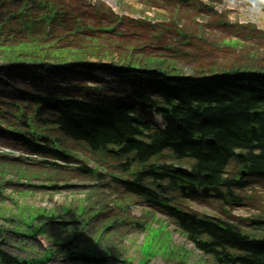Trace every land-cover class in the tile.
I'll return each instance as SVG.
<instances>
[{
  "label": "trees",
  "instance_id": "1",
  "mask_svg": "<svg viewBox=\"0 0 264 264\" xmlns=\"http://www.w3.org/2000/svg\"><path fill=\"white\" fill-rule=\"evenodd\" d=\"M159 1L188 6L199 0ZM242 1L264 9V0ZM120 25L143 28L150 41L156 34L162 39L161 31L150 33L145 24L117 17L104 6L91 7L88 0H0V144L20 150L29 157L25 159L54 175L58 174L56 165L40 159L70 163L84 153L96 159L94 169L83 165L75 171L92 181L110 176V185L121 196L116 200L121 216L114 212L113 228L120 224L143 233L144 220L133 219L128 212L130 203H138L149 209L146 215L153 212L166 217L215 264H264V225H248L253 230L244 232L229 221L189 212L178 191L181 178L171 174V164L177 162L187 163L200 178L208 174L210 183L226 195L222 207L239 203L237 191L246 188V181L264 187V66L242 76L198 77L170 76L131 63H90L91 57L98 61L107 57L104 54L120 58L122 51H131L133 46L150 45L135 43L125 49L112 41L111 36L124 37L118 35ZM187 57L175 59L180 63ZM74 75L78 92L77 85L64 84ZM160 105L169 108L162 115V129L146 116L152 111L159 114ZM206 139L213 144L207 145ZM237 154L245 159L241 161ZM88 158L82 160L87 163ZM240 168L245 171L243 179ZM188 196L196 199V193ZM207 198V193L202 194L200 201ZM29 209L26 213L21 209L22 225L12 232L30 240L52 232V245L40 256L25 259L0 249V264H50L54 260L129 264L101 247L107 229L96 219L105 212L103 207L63 209L69 218L61 223L56 219L62 215ZM260 216L264 219V211ZM92 220L100 222L103 230L96 231L99 235L88 247L82 237Z\"/></svg>",
  "mask_w": 264,
  "mask_h": 264
},
{
  "label": "rangeland",
  "instance_id": "2",
  "mask_svg": "<svg viewBox=\"0 0 264 264\" xmlns=\"http://www.w3.org/2000/svg\"><path fill=\"white\" fill-rule=\"evenodd\" d=\"M106 1L109 4L104 0H88V3L91 7L104 6L117 17L152 25L153 30L146 29L153 34L157 31L164 34L162 39L156 34L150 41L144 35L148 32L143 28L125 29L120 25L118 35L124 37L111 36L112 41H118L125 49H130L135 43L150 44L131 47L135 56L134 67L149 70L157 68L161 72H168L170 76L202 77L257 73L261 68L258 66H264V9H257L242 0H199L188 6L167 4L159 0ZM244 28H250L252 32ZM176 53L188 57L181 59L179 63L175 59ZM128 54H125L126 60L132 61ZM108 59L121 64L117 55H111ZM146 116L154 126H163L162 120L154 112L147 113ZM79 156L80 160H76V157L70 163L48 159L47 161L56 165V169L59 166L60 171L54 175L25 159L29 157L20 150L5 148L0 144V229L4 231L0 236L1 250L25 259L40 256L52 245V232L37 235L33 240L12 232L14 227L22 225L21 209L24 213L27 208L50 210L62 215L59 220L56 219L61 223L69 218L64 215L63 209L75 211V208L82 206L92 211L103 207L105 212L96 219L102 220L107 229L104 231V239H101V247L109 249L119 259L130 261L129 264H209L186 237L160 214L151 213L155 217L151 224L153 228H158L150 236L148 233L124 228L120 224L113 228L116 200L121 198L119 190L110 185V176H106L101 182L92 181L85 178L83 173L75 171L76 167L83 165H87L88 169L98 166L96 159L89 154ZM87 156L89 158L85 163L82 158ZM97 169L100 172L104 170L103 167ZM246 182V188L237 191L239 203L222 207L219 199L210 196L203 202L187 199L184 205L188 211L199 216L234 224L239 223V220L264 221L259 218L261 211H264V187L262 184ZM148 210L138 203H130L128 212L131 218L141 219ZM117 213L121 216L119 211ZM96 220H92L87 229L85 227V235L82 237L83 243L88 247L92 246L99 235L96 231L103 230ZM240 224L244 230H253L252 227H246V222ZM3 237H6L5 241ZM50 264L61 263L54 260Z\"/></svg>",
  "mask_w": 264,
  "mask_h": 264
},
{
  "label": "bare ground",
  "instance_id": "3",
  "mask_svg": "<svg viewBox=\"0 0 264 264\" xmlns=\"http://www.w3.org/2000/svg\"><path fill=\"white\" fill-rule=\"evenodd\" d=\"M105 1V3H107V4H109V2L108 1H106V0H104ZM143 24H145V23H143ZM145 26V28H150V29H152V25H144ZM151 33V32H150ZM164 36V34L162 35V37ZM112 43V42H111ZM111 51H113V48H111L110 46L108 47ZM125 51V50H124ZM106 52H107V50H106ZM176 52H178L179 53V51H176ZM129 53V54H128ZM178 53H176V55H175V58H177V57H179V55H178ZM125 54H128V55H130L131 57H132V62H131V60H126V57H125ZM105 56H107V57H104V59H101L102 61H98V59L96 58V57H91L90 59H88V61L90 62V63H92V64H101L102 65V63H104V61H107L108 60V62H110V60L108 59V57H109V55H107V54H104ZM120 58H118L119 59V61H121V64L122 63H131L130 65H133V67H134V65H135V63H133L134 62V58H135V56H134V53H132L130 50H127V51H125L124 52V54L122 53V55L121 56H119ZM111 63V62H110ZM174 63V62H173ZM178 62H175V64H177ZM111 64H113V63H111ZM120 64V65H121ZM248 74H250V73H248ZM252 74V73H251ZM62 74H59V76H61ZM239 75H241L242 76V74H239ZM245 75V74H244ZM18 76H21V73L19 72L18 73ZM92 77H93V75H92ZM106 77H108V75L106 76ZM73 80L72 81H70V80H67L66 79V81H65V86H67V87H69L68 85H73V87L75 86L76 87V85H77V77L74 75L73 76ZM19 83L20 84H22V81L21 80H19ZM19 84V85H20ZM107 88H109V87H111V84L109 83V82H105V84H104ZM77 88H78V85H77ZM96 89H95V91L96 90H98L97 88H98V86L97 87H95ZM75 90V89H74ZM79 91V88H78V90H77V92ZM125 101V100H124ZM160 108H165L164 106H162V105H160L159 107H158V111H159V114L161 113L160 112ZM169 109V108H168ZM163 127H164V125H163ZM162 127V128H163ZM127 140V139H126ZM134 140V139H133ZM206 140H209V139H206ZM206 140H205V143H206ZM127 142V141H126ZM207 144V143H206ZM237 156V158L238 159H240L241 161H243L244 159H245V156L244 155H242L244 158L243 159H241L240 157H239V155L237 154L236 155ZM49 159V158H48ZM48 159H40V161H43V162H45V163H47L48 165H55L54 163H51V161H47ZM50 160H52V159H50ZM54 161H57V160H54ZM37 162V161H36ZM58 162H63V161H58ZM66 163V162H65ZM34 165H37V164H34ZM172 165V169H171V174L172 175H178L180 178H181V182H180V184H179V186H178V191H179V194H180V196H182L185 200H187V199H191V200H197V201H200V196L204 193L203 191H202V189H204V188H207V189H213V188H217V189H219L220 190V188L219 187H217V186H214V185H212L211 183H210V176L208 175V174H204L201 178H200V176H195L194 175V172H193V170H192V168L187 164V163H184V164H179L178 162L177 163H172L171 164ZM175 169H183V170H185L186 172H188L189 174H191L190 176H184V175H182V174H180V173H177V172H174V170ZM236 169H238V168H236ZM57 173L60 171V169H59V166H57ZM56 170H55V172H56ZM240 170V172H241V168L239 169ZM237 175V173L236 174H234L233 176H234V178L235 179H237L238 177L236 176ZM239 175L241 176V174L239 173ZM236 176V177H235ZM200 187V190H201V194L200 195H198L197 193H196V189H198ZM191 188H194L195 190L194 191H192V192H190L189 191V189H191ZM186 192H188V193H190V194H193V193H196V199H192V198H189V194H187V195H185V193ZM183 194V195H182ZM189 212H192V211H189ZM192 213H195V212H192ZM152 214H155V213H153L152 212ZM151 213H149V215H144V217H142L141 219H143L144 221H143V223H144V231H143V233L144 234H146V233H148V236H150V235H152V233H153V231L155 230V229H157V228H153V226H152V224H151V221H154V219H155V217L152 215ZM196 214V213H195ZM200 217H204V216H202V215H200ZM208 219V218H207ZM208 220H210V219H208ZM213 221H215V220H213ZM225 221V220H224ZM240 221H242V220H239V223H235V224H237V225H239V227L241 228V230L242 231H247L246 229L244 230L243 228H242V225L240 224V223H244V222H246L247 223V225H246V227H248V225H252V226H257V225H260V224H255V223H253V221H256V220H248V221H243V222H240ZM216 222V221H215ZM217 223V222H216ZM172 224V223H171ZM172 225H174V224H172ZM175 226V225H174ZM182 234H183V232L177 227V226H175ZM184 235V234H183ZM185 236V235H184ZM188 241V240H187ZM193 246V245H192ZM194 247V246H193ZM196 250V249H195ZM198 251V250H197ZM199 252V251H198ZM201 253V252H200ZM202 254V253H201ZM203 257L204 258H206L207 260H208V262H209V264H215L214 262H213V260L212 259H209L208 257H206V256H204L203 255Z\"/></svg>",
  "mask_w": 264,
  "mask_h": 264
},
{
  "label": "water",
  "instance_id": "4",
  "mask_svg": "<svg viewBox=\"0 0 264 264\" xmlns=\"http://www.w3.org/2000/svg\"><path fill=\"white\" fill-rule=\"evenodd\" d=\"M160 112L162 114H167L169 112V109L168 108L167 109L166 108H160ZM126 141L127 142H133L134 140L133 139H127ZM206 143H207V145H212L213 144V141L212 140H206ZM238 155H239V157L241 159L244 158L241 154H238ZM174 172L180 173V174H182L184 176H190L191 175V174H189L188 172H186L183 169H175ZM244 175H245V172L242 171L241 172V177H243ZM194 190H195L194 188L189 189L190 192H192ZM202 191L203 192L211 191L214 194V196L216 198H218V199H221L223 201V203H226L227 202L225 195L222 192H220V190L217 189V188H213V189L204 188V189H202ZM253 223H255V224H264V221H262V220H256V221H253Z\"/></svg>",
  "mask_w": 264,
  "mask_h": 264
},
{
  "label": "flooded vegetation",
  "instance_id": "5",
  "mask_svg": "<svg viewBox=\"0 0 264 264\" xmlns=\"http://www.w3.org/2000/svg\"><path fill=\"white\" fill-rule=\"evenodd\" d=\"M196 193H197L198 195H200V194H201L200 187H199L198 189H196ZM187 194H190V193L186 192V193H185V195H187Z\"/></svg>",
  "mask_w": 264,
  "mask_h": 264
}]
</instances>
